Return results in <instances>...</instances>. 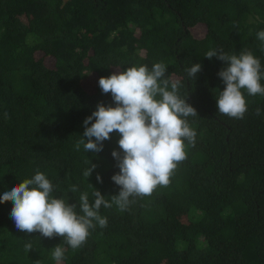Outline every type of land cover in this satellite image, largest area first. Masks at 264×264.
<instances>
[{"label": "trees", "instance_id": "trees-1", "mask_svg": "<svg viewBox=\"0 0 264 264\" xmlns=\"http://www.w3.org/2000/svg\"><path fill=\"white\" fill-rule=\"evenodd\" d=\"M261 30L264 0H0V196L37 170L78 214L81 193L91 200L95 187L109 202L119 193L111 177L120 134L96 154L75 148L98 102L114 106L98 82L86 89L88 74L99 81L163 62L199 114L187 118L195 143L185 140L170 183L124 211L101 206L107 226L90 229L76 250L63 237L18 230L12 201L0 203V264H264V96L242 89L244 118L219 113L227 62L205 57L250 50L264 69ZM198 62L190 80L185 69ZM86 160L96 165L88 179ZM57 244L60 261L52 258Z\"/></svg>", "mask_w": 264, "mask_h": 264}, {"label": "clouds", "instance_id": "clouds-1", "mask_svg": "<svg viewBox=\"0 0 264 264\" xmlns=\"http://www.w3.org/2000/svg\"><path fill=\"white\" fill-rule=\"evenodd\" d=\"M257 38L264 50V30L257 33ZM205 57H217L227 62V66L218 72L225 84L216 97L218 112L243 119L248 106L241 90L252 96H264L261 85L264 69L260 59L250 50L230 55L222 49H210ZM167 67L163 62H156L151 68L132 65L99 78L102 93H111L114 106L98 102L96 110L85 118V130L75 148L78 151L83 145L85 152L96 154L102 151L103 142L110 139L111 133L120 134L119 151H112L119 172L111 177L120 190L117 195H112L111 202L94 187L91 200L88 192L80 194L82 214H78L77 203L52 195V182L37 170L34 176L13 185L0 196V203L12 201L10 216L18 230L29 234L39 232L47 238L63 237L71 249L76 250L86 242L90 229L97 225L107 226V218L99 212L101 206L111 208L115 204L124 211L135 197L150 196L158 185L170 183L177 164L186 159L185 140L189 145L195 143L196 132L189 126L187 118L199 114L187 102L188 93L181 95L182 82L166 74ZM201 70L199 62L185 69L190 80H194ZM260 114L258 107L256 115ZM4 117L9 118L6 111ZM85 163L89 164V161ZM95 168L90 161L83 175L88 179ZM96 178L102 182L99 173ZM90 186L93 185L90 183ZM76 191L75 185L70 186V192ZM31 249L32 244L26 243L25 251ZM64 256L65 249L57 244L52 258L60 261Z\"/></svg>", "mask_w": 264, "mask_h": 264}, {"label": "rangeland", "instance_id": "rangeland-1", "mask_svg": "<svg viewBox=\"0 0 264 264\" xmlns=\"http://www.w3.org/2000/svg\"><path fill=\"white\" fill-rule=\"evenodd\" d=\"M46 62L50 63L51 60L50 59H47ZM85 80H86V82L84 83V85H85L86 89H88V90H91L92 86L94 84H97V82H98L97 79L95 78V76L92 75V74H88L86 76V79Z\"/></svg>", "mask_w": 264, "mask_h": 264}]
</instances>
